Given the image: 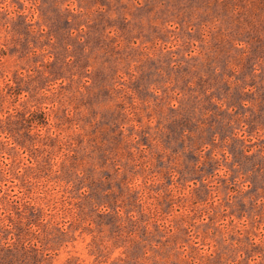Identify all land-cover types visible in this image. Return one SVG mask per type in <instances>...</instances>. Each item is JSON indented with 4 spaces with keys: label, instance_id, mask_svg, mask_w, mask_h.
Instances as JSON below:
<instances>
[{
    "label": "rangeland",
    "instance_id": "rangeland-1",
    "mask_svg": "<svg viewBox=\"0 0 264 264\" xmlns=\"http://www.w3.org/2000/svg\"><path fill=\"white\" fill-rule=\"evenodd\" d=\"M0 264H264V0H0Z\"/></svg>",
    "mask_w": 264,
    "mask_h": 264
}]
</instances>
